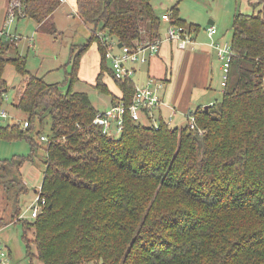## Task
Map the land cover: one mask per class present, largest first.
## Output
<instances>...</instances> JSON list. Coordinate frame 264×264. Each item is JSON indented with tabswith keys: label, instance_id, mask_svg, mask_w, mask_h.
<instances>
[{
	"label": "trees",
	"instance_id": "1",
	"mask_svg": "<svg viewBox=\"0 0 264 264\" xmlns=\"http://www.w3.org/2000/svg\"><path fill=\"white\" fill-rule=\"evenodd\" d=\"M15 2L17 20L30 19L38 33L56 39L53 15L61 0H8L5 19ZM77 14L93 32L82 49L71 50L72 71L63 83L47 84L27 69L14 41H0V108L12 67L24 83L15 106L28 123L0 126V141L27 140L34 156L35 121L42 127L51 117V134L42 137L46 205L36 218L16 223L29 264H264V16L235 15L222 101L195 111L196 131L189 122L171 128L161 107L158 128L134 123L127 113L116 139L93 124L100 110L89 95L74 90L81 58L95 42L102 61L94 89L111 98L109 108H128L135 83L113 77L96 32L102 24L99 33L135 49L164 41L162 22L152 0H77ZM169 16L190 35L201 31L177 7ZM24 162L0 161V179L10 174L8 184L21 194L29 192L20 174Z\"/></svg>",
	"mask_w": 264,
	"mask_h": 264
},
{
	"label": "rangeland",
	"instance_id": "2",
	"mask_svg": "<svg viewBox=\"0 0 264 264\" xmlns=\"http://www.w3.org/2000/svg\"><path fill=\"white\" fill-rule=\"evenodd\" d=\"M0 2H3L5 7L8 5V0H0ZM152 6L157 17L161 19V35L163 37L167 35L169 27V11L173 7H177L181 19L188 24H196L202 27V31L198 36L208 40L210 45L216 41H220L221 44L231 42L232 26L236 14L252 15L261 13L264 16V0H152ZM1 10L0 20L2 21L4 14ZM73 15L77 17L75 13ZM80 21V19L77 22L75 19L73 21L62 20L59 25L64 33L58 34L56 39L37 33L36 23L30 19L26 21L16 20L14 23L6 25L5 31L11 35L20 34L22 36V39L19 42L17 41L18 43H14L18 46L19 55L27 59V69L29 71L43 78L47 84H60L65 81L67 74L72 71V66L69 64L71 50L75 48L78 52L89 42L92 35V30L90 33L88 29L78 25ZM210 22L215 23L213 25L215 31L212 42L207 39V30L212 27ZM101 28L102 24L99 25L98 30ZM96 33L100 34L99 31ZM191 36L194 39V36ZM112 39L116 40L114 37ZM6 40V37L2 38L3 42H6ZM95 51L97 52V46L94 42L82 56L81 70L79 69L81 79L75 83L74 90L88 94L96 108L104 109L107 107L109 97L99 93L93 87L95 79H97L94 70ZM186 53V58L179 67V77L173 81L175 86L173 89V102H171L172 110L166 109L168 111L166 112L167 116H165L166 121L171 128L182 129L187 126L189 121L186 114L189 110L196 111L202 108V104L210 101H214L213 104L220 103L225 89L226 74L228 72L225 73L221 69L223 62L218 57L215 49L211 47L210 49L197 48L196 52L188 49ZM9 54L15 56L13 50ZM165 67L162 70L169 71L170 66L165 65ZM146 71V67L139 65L137 74L133 77L136 85L146 84L147 80L144 76ZM151 76H154V81H162L159 78L161 77L159 72ZM5 79L8 91L4 94L0 113L4 111L8 117L5 119L0 118V126L13 125L18 121L23 124L27 117L15 106L19 91L24 87L23 79L12 67H7ZM105 83L113 91L117 90L115 83L110 78L105 80ZM67 88L68 86H66ZM170 113H173L171 119L169 118ZM50 134L51 117L47 114L42 127L39 120H36L34 124L32 136L39 143V148L34 156H32L31 146L27 140L0 141V161H12L14 158L25 159L20 174L24 184L27 183L28 185H26L29 187L28 193L21 194L18 187L11 188L8 184L9 181L7 180L8 177L10 179V174L8 177L0 179V220L5 225L3 229H0V244L10 251L15 264H29V260L25 258L26 249L22 242V226L16 223L20 219L29 218L27 212L37 197L36 191L41 186L46 168L45 148L47 140L42 137L47 138ZM119 136L115 138L117 139ZM17 196L19 197L17 198ZM17 206L22 209L19 215L16 214ZM34 264L41 263L35 260Z\"/></svg>",
	"mask_w": 264,
	"mask_h": 264
},
{
	"label": "built area",
	"instance_id": "3",
	"mask_svg": "<svg viewBox=\"0 0 264 264\" xmlns=\"http://www.w3.org/2000/svg\"><path fill=\"white\" fill-rule=\"evenodd\" d=\"M64 2V0H61ZM20 8V4L15 2L9 9L8 17L5 19L4 25L0 28V41L6 37L9 41L16 42L19 36L8 34L5 29L6 25H10L17 20L15 10ZM169 17V27L164 41L175 43L181 50L187 49L193 45L192 36L183 27L172 24ZM214 27L208 29L207 33L211 40L214 37ZM102 44L106 46L105 58L109 62L110 68L113 72V77L116 80H129L136 75V66L139 63H149L150 60L159 55L164 41H155L140 45L135 49L129 47H118V43L105 33L97 34ZM211 47L216 50L218 57L223 62L222 68L227 73L232 61V49L230 43L221 44L220 42H213ZM163 82H157L150 79L145 85H135V98L130 107H125L120 103L117 106L100 110L93 121V124L102 129L103 134L110 138H115L120 135L124 127V116L129 113L134 123H140L145 126L158 128L160 125L157 118L158 110L165 105L162 97L161 90ZM195 111H190L186 114L189 121V128L196 131L197 123L194 115ZM173 113L170 115L172 118ZM8 115L6 112L0 113V118L5 119ZM28 123H23V128H27ZM114 127V129H112ZM113 131V132H112ZM115 134V135H113ZM37 197L27 212L29 218H36L46 205V200L41 197V186L36 191ZM0 264H11L10 255L7 250L0 244Z\"/></svg>",
	"mask_w": 264,
	"mask_h": 264
},
{
	"label": "crops",
	"instance_id": "4",
	"mask_svg": "<svg viewBox=\"0 0 264 264\" xmlns=\"http://www.w3.org/2000/svg\"><path fill=\"white\" fill-rule=\"evenodd\" d=\"M2 5L4 6L3 2H0V10L2 9L1 10L2 14H4L3 18H2V21L0 20V28L3 27V25H4L5 14H6V9H7V6L3 7ZM67 8H69V9H67ZM71 10L73 12H70ZM74 13L76 14L77 17H75V15H73ZM65 19L67 21L68 20L73 21V19H75L76 22L79 21V19H80L81 21L78 22V25H81L85 29H88L90 31V33H91V30L93 32V29H92L93 26L87 25L86 23H84V21L77 14V0H64V2L61 1L60 7L54 13L53 20H54V22H55V24H56V26L58 28L59 34H63L64 33L61 30L59 24H60V22L62 20H65ZM23 20L26 21L28 19H21L20 21H23ZM212 27H214V26H212ZM37 28H38V26L36 25V30H37ZM16 31H17V29H16ZM201 31H202V27H201ZM201 31L199 32V34L201 33ZM37 33H38V31H37ZM199 34H197V36L195 35L194 39H192L194 44L191 45L189 48H187L185 50L179 49L175 43L164 41L163 44H162V47H161V51H160L158 56H156L155 58L150 60L149 63H146V64L145 63H139L136 66V71H138L139 65H143L144 67L147 68V71L144 72V76L146 77L145 80H147V81L150 80V79H154V76H151V75L154 74V73H158L159 72V75L161 76L159 78L162 80L161 82H163V84H164L163 88L161 90V97H162V100H163V102L165 104V105L162 106V108H163L162 109V113H163L164 116H167L166 112H168V111L166 109L172 110L171 109V102H173L172 101L173 100V89H174V86H175L173 84V81H174V79L177 80L178 77H179V73H180L179 67L182 64V61L186 58V54H187L186 51L188 49H190V50H192V52H196L197 48H207V49L209 48L210 49V47H211L209 41L206 40L205 38L202 39L201 36L199 37L198 36ZM17 36H19L20 40L22 39L21 38L22 36L20 34L17 35ZM165 38H166V36H165ZM207 39H210L209 36H208ZM212 41L213 40H211V42ZM216 42H220V41H216ZM96 46H97V44H96ZM195 46H196V49H195ZM17 49H18V46H17ZM18 52H19V50H18ZM95 54H96V56H95V61H94V63H95V65H94L95 69L94 70H95V72L97 74V77H98V75L100 74V67H101V61H102V57H101V55L99 53L98 47H97V52L95 51ZM201 55H203V54H201ZM165 65L170 66L169 71L162 70V68L165 67ZM221 69H223V68H221ZM80 70H81V66H80ZM80 70H79V73H78V80L81 79ZM210 73H211V71H210ZM34 74L37 75L36 73H34ZM108 78H110L113 81V79L111 77H106L105 80H107ZM94 85H96V79H95V84ZM115 88L117 89L116 91H113L112 88H109V89L112 92V94H114L116 97L119 98L121 96V93H120L119 89L117 88V86H115ZM213 103H214V101L206 102V103L202 104V108H205L206 106H211ZM110 104H111V98L109 97V99L107 101V107H105L104 109H99V110H106L107 108H109ZM190 111H193V110H189V112ZM170 115H171V113H170ZM26 181L28 183H30V181H28V180H26ZM12 263L15 264V262L13 261L12 255H11V264Z\"/></svg>",
	"mask_w": 264,
	"mask_h": 264
},
{
	"label": "water",
	"instance_id": "5",
	"mask_svg": "<svg viewBox=\"0 0 264 264\" xmlns=\"http://www.w3.org/2000/svg\"><path fill=\"white\" fill-rule=\"evenodd\" d=\"M210 25H212V26H213V25H214V22H210ZM118 47H119V48H122V47H123V44H122V43H120V44L118 45ZM7 91H8L7 89H6V90H4V93H6ZM208 107H209V106H206V107H205V110H208Z\"/></svg>",
	"mask_w": 264,
	"mask_h": 264
}]
</instances>
